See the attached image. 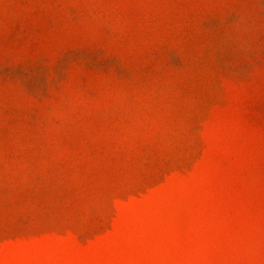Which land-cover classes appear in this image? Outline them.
I'll list each match as a JSON object with an SVG mask.
<instances>
[{
	"label": "rangeland",
	"instance_id": "rangeland-1",
	"mask_svg": "<svg viewBox=\"0 0 264 264\" xmlns=\"http://www.w3.org/2000/svg\"><path fill=\"white\" fill-rule=\"evenodd\" d=\"M0 264H264V0H0Z\"/></svg>",
	"mask_w": 264,
	"mask_h": 264
}]
</instances>
